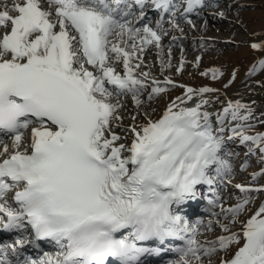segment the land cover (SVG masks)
Returning a JSON list of instances; mask_svg holds the SVG:
<instances>
[{"label": "snow or ice", "instance_id": "obj_1", "mask_svg": "<svg viewBox=\"0 0 264 264\" xmlns=\"http://www.w3.org/2000/svg\"><path fill=\"white\" fill-rule=\"evenodd\" d=\"M205 7V0H0V233L19 234L0 241V264H144L142 257L171 252L168 264H203L218 253L227 257L219 264H264V202L242 218L264 186L235 185L241 195L232 207L219 196L208 201L220 212L206 230L215 224L228 233L215 241L197 240L203 221L181 214L205 188L214 193L230 182L228 157L239 153L228 151L229 142L250 155L258 149L264 161V133L248 134L252 108L228 101L214 124L205 96L216 89L141 70L150 48L162 73L171 68L165 24L180 32L181 20L195 27L189 17ZM183 68L181 59L177 72ZM261 71L264 59L249 75ZM169 86L184 95L159 119L145 112L146 122L137 123L138 111L122 126L123 98L140 110ZM40 242L55 253L41 254ZM29 246L35 257L26 254Z\"/></svg>", "mask_w": 264, "mask_h": 264}, {"label": "rangeland", "instance_id": "obj_2", "mask_svg": "<svg viewBox=\"0 0 264 264\" xmlns=\"http://www.w3.org/2000/svg\"><path fill=\"white\" fill-rule=\"evenodd\" d=\"M211 3L207 7L198 11V15L190 16L192 25L185 21H180L183 32L172 30L170 25L165 24L169 34L163 38L164 59H168V40L173 36L177 37L172 41L171 63L172 67L161 72L157 50L150 48L144 55L145 64L142 71H149L150 75L157 80L163 81L169 77L176 85H184L193 89L210 87L216 89L214 93L206 94V99L211 100L214 110L220 111L228 101L237 100L249 105L253 110L250 121L255 127L249 135L264 133V71L250 76L249 70L257 61L264 59V50H253V44L264 45V0H219L218 4ZM221 13L223 16H221ZM199 26V27H198ZM210 27L206 32L202 27ZM166 44V45H165ZM182 45V46H181ZM183 45H186L184 49ZM203 45V46H202ZM179 47V48H178ZM174 59H173V58ZM199 58V65H197ZM181 59L184 60L182 72H177ZM210 69H218L221 76L213 80L211 75L204 76L201 73ZM235 73V79H232ZM225 85H229L225 87ZM154 99L151 103H145L140 110L135 107L131 96L123 98V107L120 115L123 117L122 126L127 127L132 124L131 117L137 115V123H145L144 113L147 112L153 120L159 119L164 109L177 97L184 95L185 89L182 87L172 88ZM147 93L142 99H146ZM220 105V106H219ZM120 135H124L120 128L116 129ZM131 137H129V140ZM229 152H237L239 155L229 156L228 159L233 164L232 174L229 184L219 189L220 201L225 208L235 206L238 197L241 195L235 185L240 184L250 187L264 186V175L258 176L253 182L254 174L264 170V161L259 159L260 153L256 149L255 155L248 154V149L234 145L229 142L226 145ZM244 169V170H242ZM254 202L249 205V211L245 217L248 218L255 213L261 202H264V193H252ZM209 215L205 217L203 224L207 225L210 219H214L212 213H219V207L208 205ZM238 228V226H237ZM235 230V229H234ZM197 240L215 241L222 233L218 225H213L212 231L200 228ZM225 257L224 253H218L211 258L204 257L203 264H219L220 258ZM176 256L173 257L175 259Z\"/></svg>", "mask_w": 264, "mask_h": 264}, {"label": "bare ground", "instance_id": "obj_3", "mask_svg": "<svg viewBox=\"0 0 264 264\" xmlns=\"http://www.w3.org/2000/svg\"><path fill=\"white\" fill-rule=\"evenodd\" d=\"M211 1H214L213 3H216V4H218V2L217 1H219V0H211ZM209 3H211L210 1H208V0H205V4L206 5H208ZM152 15V14H151ZM191 15H194V14H191ZM198 15V14H197ZM196 15V16H197ZM195 16V15H194ZM195 16V17H196ZM199 27V26H198ZM202 29H204V31H206V32H209L210 31V27H208V26H205V27H202ZM166 37V36H165ZM164 37V39H166ZM169 42H168V44H171L172 43V38L170 39V40H168ZM166 45V44H165ZM182 46V45H181ZM165 47V46H164ZM183 47H184V49H186V45H183ZM179 48V47H178ZM173 58V57H172ZM174 59V58H173ZM206 98V97H205ZM211 101V100H210ZM122 102H123V100H122ZM189 104H190V102H189ZM188 104V105H189ZM191 105V104H190ZM225 106H226V104H225ZM215 107V106H214ZM214 107L212 106V102H211V105L210 106H208L207 108H206V110L207 111H210V110H214ZM117 129V128H116ZM116 132L117 133H119L117 130H116ZM232 143V142H231ZM235 143H239L238 141H236ZM233 145H234V143H232ZM212 241V240H211Z\"/></svg>", "mask_w": 264, "mask_h": 264}]
</instances>
